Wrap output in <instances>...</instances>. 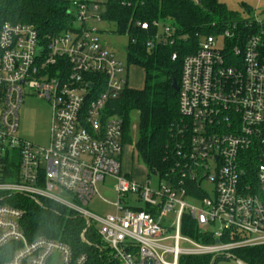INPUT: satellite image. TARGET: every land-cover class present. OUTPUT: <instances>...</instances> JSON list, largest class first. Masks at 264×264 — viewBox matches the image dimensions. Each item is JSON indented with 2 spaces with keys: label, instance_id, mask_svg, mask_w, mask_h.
Here are the masks:
<instances>
[{
  "label": "built area",
  "instance_id": "1",
  "mask_svg": "<svg viewBox=\"0 0 264 264\" xmlns=\"http://www.w3.org/2000/svg\"><path fill=\"white\" fill-rule=\"evenodd\" d=\"M107 1L73 0V27L47 39L32 24L0 28V192L73 211L86 221L84 242L95 224L121 264H181L187 257L248 264L235 251L264 245V17L230 22L202 36L184 57L173 166L166 174L147 170L139 182L123 170L124 119L110 113L109 104L130 86L124 63L99 36ZM153 25L149 47L174 43V27ZM26 85L51 102L48 147L18 135ZM15 156L18 179L4 180ZM152 175L158 177L154 186ZM107 178L115 180L117 200L114 212L101 216L86 205ZM170 211L176 212L172 222ZM24 213L0 204L2 264H89L86 253L75 255L66 242L29 239Z\"/></svg>",
  "mask_w": 264,
  "mask_h": 264
},
{
  "label": "trees",
  "instance_id": "2",
  "mask_svg": "<svg viewBox=\"0 0 264 264\" xmlns=\"http://www.w3.org/2000/svg\"><path fill=\"white\" fill-rule=\"evenodd\" d=\"M72 1L0 0V28L5 22L32 24L42 38L47 39L73 27ZM103 6L104 21L115 24L117 33L130 36L129 63L144 72L143 86L127 87L109 104L110 113L124 119L126 144L130 114L139 111L138 156L145 162L148 175L166 174L174 160L172 128L180 120L179 92L173 88V82L180 83L183 59L197 50L202 36L216 34L230 22H242L241 18L221 0H108ZM138 21L148 23L149 28H142ZM155 21L175 28L173 44L147 45L157 32ZM174 52L178 53L175 60ZM18 173V162L11 160L4 168L3 179L16 181ZM4 203L25 211L21 224L29 239L45 236L66 242L75 255L86 253L89 264H121L112 256L96 228L86 231L89 243L84 242L81 233L87 226L85 219L60 204L0 192V204ZM186 223L193 226L188 218H185ZM184 232L199 238L186 228ZM235 254L248 264H264V245L237 249ZM207 263V257H187L181 261V264Z\"/></svg>",
  "mask_w": 264,
  "mask_h": 264
},
{
  "label": "rangeland",
  "instance_id": "3",
  "mask_svg": "<svg viewBox=\"0 0 264 264\" xmlns=\"http://www.w3.org/2000/svg\"><path fill=\"white\" fill-rule=\"evenodd\" d=\"M226 3L228 8L243 18H257L264 17V0H221ZM102 44L104 47L115 52L118 59L124 63L126 69L125 74L128 76L130 87H142L144 83L143 70L129 63L128 47L130 44V36L128 34H119L116 32L115 24L107 22L99 23ZM24 97L19 109V128L18 135L29 142L36 145L48 147L51 137L52 125V105L51 102L39 95V93L29 88L27 85L23 86ZM131 124L129 139L126 140L125 154L123 158V170H127L129 178H134L141 182H145L147 176V167L145 162L138 156L136 142L138 137V122L139 111L134 110L130 114ZM17 161V157L15 156ZM153 186L157 184L158 177H151ZM115 180L107 178L104 182L98 184V192L86 208L91 212L105 216L114 212V207L111 204L117 200V194L114 191ZM57 194L61 197H66L64 191H58ZM188 203L200 205L199 203L188 200ZM169 221L176 219V212L170 211L167 216ZM94 227L96 228L95 224ZM236 256V255H235ZM3 259V253L0 251V260ZM1 262V261H0ZM217 264H238L235 258L220 260Z\"/></svg>",
  "mask_w": 264,
  "mask_h": 264
},
{
  "label": "water",
  "instance_id": "4",
  "mask_svg": "<svg viewBox=\"0 0 264 264\" xmlns=\"http://www.w3.org/2000/svg\"><path fill=\"white\" fill-rule=\"evenodd\" d=\"M173 88H174L177 92H179L180 87H179V84L177 83L176 80H174V82H173Z\"/></svg>",
  "mask_w": 264,
  "mask_h": 264
},
{
  "label": "crops",
  "instance_id": "5",
  "mask_svg": "<svg viewBox=\"0 0 264 264\" xmlns=\"http://www.w3.org/2000/svg\"><path fill=\"white\" fill-rule=\"evenodd\" d=\"M136 88H141V87H136ZM127 170H128V168H127ZM127 170L125 171V173L128 175L129 173L127 172ZM139 181V180H138ZM145 181V180H144ZM139 182H141V181H139Z\"/></svg>",
  "mask_w": 264,
  "mask_h": 264
}]
</instances>
